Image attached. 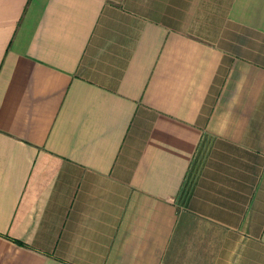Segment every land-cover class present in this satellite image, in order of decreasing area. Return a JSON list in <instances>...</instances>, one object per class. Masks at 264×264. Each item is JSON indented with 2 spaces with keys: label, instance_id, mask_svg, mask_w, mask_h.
Returning <instances> with one entry per match:
<instances>
[{
  "label": "crops",
  "instance_id": "0c3cea01",
  "mask_svg": "<svg viewBox=\"0 0 264 264\" xmlns=\"http://www.w3.org/2000/svg\"><path fill=\"white\" fill-rule=\"evenodd\" d=\"M0 264H264V0H0Z\"/></svg>",
  "mask_w": 264,
  "mask_h": 264
}]
</instances>
